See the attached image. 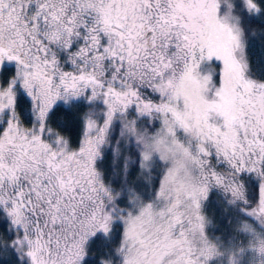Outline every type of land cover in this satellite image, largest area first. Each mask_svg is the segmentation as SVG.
<instances>
[{"label":"snow or ice","instance_id":"obj_1","mask_svg":"<svg viewBox=\"0 0 264 264\" xmlns=\"http://www.w3.org/2000/svg\"><path fill=\"white\" fill-rule=\"evenodd\" d=\"M0 264H264V0H0Z\"/></svg>","mask_w":264,"mask_h":264}]
</instances>
